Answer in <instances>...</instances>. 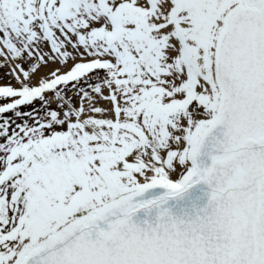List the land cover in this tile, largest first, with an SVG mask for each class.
Returning a JSON list of instances; mask_svg holds the SVG:
<instances>
[{
  "label": "snow or ice",
  "instance_id": "1",
  "mask_svg": "<svg viewBox=\"0 0 264 264\" xmlns=\"http://www.w3.org/2000/svg\"><path fill=\"white\" fill-rule=\"evenodd\" d=\"M0 264H264V0H0Z\"/></svg>",
  "mask_w": 264,
  "mask_h": 264
}]
</instances>
